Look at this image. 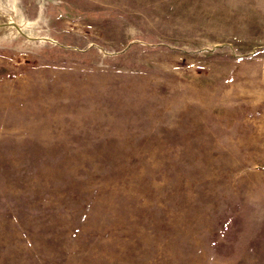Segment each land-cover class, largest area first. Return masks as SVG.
<instances>
[{
    "label": "rangeland",
    "instance_id": "374dc122",
    "mask_svg": "<svg viewBox=\"0 0 264 264\" xmlns=\"http://www.w3.org/2000/svg\"><path fill=\"white\" fill-rule=\"evenodd\" d=\"M0 264H264V0H0Z\"/></svg>",
    "mask_w": 264,
    "mask_h": 264
}]
</instances>
